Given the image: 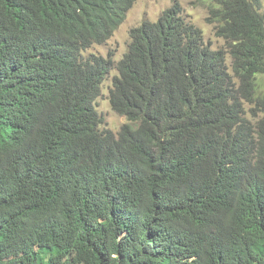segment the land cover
I'll use <instances>...</instances> for the list:
<instances>
[{"label": "trees", "instance_id": "obj_1", "mask_svg": "<svg viewBox=\"0 0 264 264\" xmlns=\"http://www.w3.org/2000/svg\"><path fill=\"white\" fill-rule=\"evenodd\" d=\"M136 1L0 0V264H264V0H199L222 49L175 1L85 58Z\"/></svg>", "mask_w": 264, "mask_h": 264}, {"label": "rangeland", "instance_id": "obj_2", "mask_svg": "<svg viewBox=\"0 0 264 264\" xmlns=\"http://www.w3.org/2000/svg\"><path fill=\"white\" fill-rule=\"evenodd\" d=\"M177 1L182 8V16L200 28L204 34L206 42H211L212 49L218 50L225 48V41L218 38L215 34V25L207 21L209 17V1L199 0H137L132 9L128 12L125 22L118 28L114 35L104 44L93 45L89 50L83 53L86 58L90 55L102 56L108 58L109 55L119 61L127 52L131 42L130 31L139 27L144 21L155 22L162 13L171 8ZM227 65L231 67V59L228 56ZM118 74L116 69H112L102 84L101 96L96 100V110L103 117L104 124L101 130H111L118 133L120 128L128 123L126 117L118 115L113 111L110 100V88L114 76ZM49 256H55L61 264H76L73 253L60 254L57 250L51 254L43 255V259L47 260Z\"/></svg>", "mask_w": 264, "mask_h": 264}]
</instances>
